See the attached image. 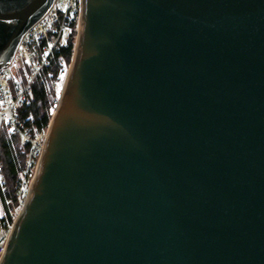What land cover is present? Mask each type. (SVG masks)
I'll return each instance as SVG.
<instances>
[{
	"label": "water",
	"instance_id": "1",
	"mask_svg": "<svg viewBox=\"0 0 264 264\" xmlns=\"http://www.w3.org/2000/svg\"><path fill=\"white\" fill-rule=\"evenodd\" d=\"M56 0H0V69ZM1 264H264V0H83Z\"/></svg>",
	"mask_w": 264,
	"mask_h": 264
},
{
	"label": "built area",
	"instance_id": "2",
	"mask_svg": "<svg viewBox=\"0 0 264 264\" xmlns=\"http://www.w3.org/2000/svg\"><path fill=\"white\" fill-rule=\"evenodd\" d=\"M82 14L83 0H56L46 16L23 37L11 64L0 69V126L5 125L9 134L18 135L27 150L21 170V200L27 199L34 184L52 120L62 102L81 32ZM40 105L37 116L33 111ZM45 115L51 120L48 127L41 124ZM7 190L8 179L0 160V192L7 208L0 218V264L22 210L8 198Z\"/></svg>",
	"mask_w": 264,
	"mask_h": 264
},
{
	"label": "trees",
	"instance_id": "3",
	"mask_svg": "<svg viewBox=\"0 0 264 264\" xmlns=\"http://www.w3.org/2000/svg\"><path fill=\"white\" fill-rule=\"evenodd\" d=\"M73 53V47L70 48L68 55ZM41 98V94L37 96V101ZM43 105V103H42ZM42 109L43 106H42ZM41 105L35 107L34 113L38 116ZM28 112L25 113V115ZM42 115V114H41ZM49 116H43L41 124L48 127L50 124ZM39 124V123H37ZM27 150L21 145L18 135L9 134L5 125L0 126V160L3 164L7 179L8 190L7 196L15 206H21L25 200L20 199L21 193V170L24 167Z\"/></svg>",
	"mask_w": 264,
	"mask_h": 264
},
{
	"label": "rangeland",
	"instance_id": "4",
	"mask_svg": "<svg viewBox=\"0 0 264 264\" xmlns=\"http://www.w3.org/2000/svg\"><path fill=\"white\" fill-rule=\"evenodd\" d=\"M9 74L11 75L13 73L12 72L10 73V71H9ZM23 200H26V198ZM23 205H24V203L20 206V209H22ZM6 212H7L6 203H5V200L3 198V195L0 192V218H2Z\"/></svg>",
	"mask_w": 264,
	"mask_h": 264
}]
</instances>
